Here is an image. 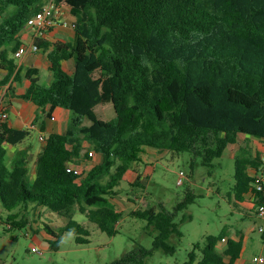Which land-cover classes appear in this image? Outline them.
Returning a JSON list of instances; mask_svg holds the SVG:
<instances>
[{
	"label": "trees",
	"instance_id": "trees-1",
	"mask_svg": "<svg viewBox=\"0 0 264 264\" xmlns=\"http://www.w3.org/2000/svg\"><path fill=\"white\" fill-rule=\"evenodd\" d=\"M47 1L0 0L5 82L14 73L19 79L12 55L23 44L20 34L28 20ZM54 1L76 16V38L53 43L35 38L48 54L53 78L45 85L38 71L29 68L31 84L19 96L42 108H66L71 117L65 132L48 134L36 159L34 181L28 178L27 151H20L10 164L6 146L22 142L31 128L0 121V199L5 208L32 203L48 207L68 219L63 231H73L77 243L86 244L90 230L72 215L84 213L109 235L118 233L122 211L109 198L117 194L116 187L145 147L192 151L212 166L241 133L264 139V0ZM72 57L75 70L69 72L63 60ZM108 102L115 116L107 120L96 107ZM91 151L101 153L102 160L88 171L74 168ZM263 165L262 151L240 147L236 198L243 200L251 191L250 170ZM146 177L139 173L134 184H143ZM252 191L254 203L264 204V188ZM195 197L188 189L174 211L157 205L134 209L133 215L157 230L153 248L140 245L108 264H147L155 250L175 252L169 240L182 235L176 215ZM16 217L7 221L26 225L27 220ZM48 233L53 236L47 239L50 247L58 249L61 236L50 229ZM243 243L242 233L238 238L210 234L205 246L195 245L182 264H235Z\"/></svg>",
	"mask_w": 264,
	"mask_h": 264
},
{
	"label": "rangeland",
	"instance_id": "rangeland-1",
	"mask_svg": "<svg viewBox=\"0 0 264 264\" xmlns=\"http://www.w3.org/2000/svg\"><path fill=\"white\" fill-rule=\"evenodd\" d=\"M61 12L62 18L73 26L71 22L76 16L71 8L62 6ZM41 81L49 84L44 76ZM96 110L100 117L107 120L115 116L111 102L100 104ZM85 122L89 123L90 120L85 118ZM26 142L40 147L39 130H31ZM263 145L264 139L241 133L238 142L230 144L221 157L214 159L212 166L204 165L202 158L192 151L165 150L164 156L157 160L153 157L155 151L145 147L140 159L133 163V167L116 187L117 194L109 198V203L122 211L118 233L109 235L84 213L72 215L75 221L90 230V242L86 244L77 243V235L73 231H63L62 227L68 219L53 211L46 213L48 207L39 220L38 232L35 226L28 225L37 214L31 205L23 204L22 207L7 209L0 199V261L6 264H108L136 250L140 245L153 248L157 230L149 226L147 220L133 215V210L157 205L174 211L177 203L185 198L188 189H192L196 197L176 215L175 221L182 235L174 234L169 240L175 245L176 251L167 253L161 249L155 250L147 259V264H182L189 259V253L195 245L203 248L208 235H219L222 232L232 237L244 233L245 248L241 257L252 259L255 253L264 251V233L259 230L264 219L256 214L257 205L252 202L253 193L248 192L250 202L236 198V155L241 146L256 150ZM90 146L88 144L89 150ZM90 157L83 167L80 166V170H89L102 160L101 153L94 152ZM12 161L8 158L10 164ZM138 170L148 177L146 182L141 180L143 184L135 185ZM180 171L185 172L182 184L178 183ZM13 214L17 220H27L26 225L14 226L9 223L7 219ZM28 214H31L29 223ZM48 229L61 236L58 249L50 247L49 241L41 234L44 230L48 232ZM224 244L225 241L220 242L219 247L223 248ZM36 248L41 249L42 253Z\"/></svg>",
	"mask_w": 264,
	"mask_h": 264
},
{
	"label": "crops",
	"instance_id": "crops-1",
	"mask_svg": "<svg viewBox=\"0 0 264 264\" xmlns=\"http://www.w3.org/2000/svg\"><path fill=\"white\" fill-rule=\"evenodd\" d=\"M61 20H67V19H63L61 16ZM71 23L73 24V22ZM34 35H35V30L33 29V27L26 25L20 34V39L23 42L21 46H26L27 50L25 53H23L20 56H17L16 54L12 55L17 63L16 71L20 72L19 79L15 78V73H14L10 77V79L7 82H5L4 79L8 74V69L0 66V110H5L9 112L10 115L9 118L7 119L8 124L15 128H21V129L31 128V130L33 129L39 130V140L41 141L40 147H36L32 143H27L26 139H24L22 142L18 144H6L8 148V158L10 160L11 159L13 160L15 157H17L21 153L20 151L22 150L27 151V158L29 160L28 178L30 181H34L36 178V159L46 143V138L48 134L53 131L65 132L68 128V123L71 117V112L66 108L63 107L52 108L51 105H47L44 108H42L31 99L23 98L19 96L25 93L31 84V79L28 77L29 68L33 67L35 68V71L36 70L38 71L40 81L44 76V79L48 80L50 84L53 78L51 61L48 57L46 50L43 47H39L38 50L32 49V45L35 41ZM41 38L45 39L47 42L50 43H53L58 40L74 41L76 38V32L73 26L71 25L64 26L62 23H60L57 26L49 29ZM75 63L76 61L75 58L73 57L63 60V65L65 69H67L69 72H73L75 70ZM41 83L43 82L41 81ZM41 136H44L45 139L42 140ZM150 149H153L151 151H155L153 155L155 159L158 160L159 158H162L164 156L163 152L165 150H158L157 148H153V147H151ZM149 150H146V152L149 153ZM256 150L263 151L264 145L262 147L259 146V148ZM91 154H94V152L91 151L90 155ZM88 161H89V157L86 158L85 160H82L79 164L73 166L80 172L83 170L88 171L84 168L80 170V166L83 167ZM250 171L253 174L255 172V169H251ZM141 172L142 171L138 170L137 175ZM248 197H249L248 193H246L244 198L246 202H250ZM252 202L254 203L253 200ZM30 205L34 209V212H36L37 214L34 220H33L34 217L32 218V222L30 220L31 214H28L29 216L28 223L31 222L28 225H30L31 227L35 226L36 231L40 232L38 224H39V220L42 219L43 212L46 210V207L37 206L34 203ZM47 212H51V210L49 209L46 211V213ZM261 225H264V223L260 224L259 227ZM262 233H264V231ZM41 234H43V237L46 239L53 238V236H51L45 230L41 232ZM242 234L244 235V233ZM234 238H238V236ZM244 241H245V235H244ZM244 243H243V249L245 248ZM258 255H264V251L262 250L261 252L254 254V256H258ZM241 256L242 253L240 257L235 261V264H250V263L258 264L253 261L254 257L252 259H245L242 258Z\"/></svg>",
	"mask_w": 264,
	"mask_h": 264
},
{
	"label": "built area",
	"instance_id": "built-area-1",
	"mask_svg": "<svg viewBox=\"0 0 264 264\" xmlns=\"http://www.w3.org/2000/svg\"><path fill=\"white\" fill-rule=\"evenodd\" d=\"M62 6L56 4L54 0H48L43 7L34 14L27 22V25L32 26L35 30V37H42L49 29L57 26L58 24L62 23L64 26H70V22L68 20H61L62 16ZM33 50H38L39 46L35 43L32 45ZM27 50L26 46H21L16 55L20 56L25 53ZM9 112L5 110H0V121H5L9 118ZM41 139L44 140V136H41ZM262 159L264 161V150L262 151ZM185 172L180 171L178 183L182 184L184 182ZM254 181H253V188L251 189V193H253V189L262 190L264 188V165L262 169L256 170L253 173ZM256 214L264 219V204L257 205L256 207ZM1 223V220H0ZM261 232L264 231V225L259 227ZM225 240V238H224ZM38 252L42 253V250L36 248ZM253 261L262 264L264 263V255L254 256Z\"/></svg>",
	"mask_w": 264,
	"mask_h": 264
}]
</instances>
